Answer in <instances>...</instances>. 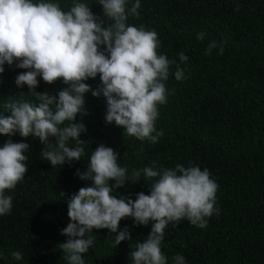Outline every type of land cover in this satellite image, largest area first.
Here are the masks:
<instances>
[{
    "label": "trees",
    "instance_id": "obj_1",
    "mask_svg": "<svg viewBox=\"0 0 264 264\" xmlns=\"http://www.w3.org/2000/svg\"><path fill=\"white\" fill-rule=\"evenodd\" d=\"M76 2L110 22L99 0ZM134 3L126 0L127 8ZM140 5L138 18L129 16L127 23L155 30L161 42L158 52L185 70V79L177 81L176 65L170 66L165 81L167 103L158 105L155 124L164 135L153 144L127 135L115 123L107 124V99L99 75L84 81L91 89L84 95L88 115L78 114L74 121L87 129L80 136L87 142L80 161L53 167L40 156L45 145L38 139L0 135V147L11 139L29 144L25 154L31 152L25 178L5 191L13 200L11 213L0 216V264H67L59 247L68 239L61 235L70 222L67 202L80 188L92 186L75 173L87 170L91 152L101 144L118 154V163L127 167L129 176L134 169L154 164L157 169L195 165L208 169L218 184L219 214L207 218L206 228L182 220L165 229L161 250L167 264H175L178 254L186 264H264V0H140ZM72 6L73 0H67L61 8L68 11ZM200 33L202 41L197 39ZM213 41L217 47L206 55ZM180 52L187 62H180ZM16 63L5 64L0 76L3 115L8 114L4 107L8 102L39 105L27 85L16 86V76L28 71ZM37 79L38 93L57 95L68 87L62 79L53 84ZM92 91L101 94L94 97ZM75 144L69 141V146ZM150 183L141 176L136 184L129 180L113 194L134 201L140 192L150 194ZM153 223L135 225L130 217L122 219L118 231L127 227L131 240L118 246L117 233L93 229L94 244L83 255L85 264H133L130 252L150 234ZM14 251L21 252L22 259L15 260Z\"/></svg>",
    "mask_w": 264,
    "mask_h": 264
},
{
    "label": "clouds",
    "instance_id": "obj_2",
    "mask_svg": "<svg viewBox=\"0 0 264 264\" xmlns=\"http://www.w3.org/2000/svg\"><path fill=\"white\" fill-rule=\"evenodd\" d=\"M35 1L0 0V76L5 64L18 62L16 67L28 71L16 76V86L27 85L29 93L39 101L38 106L30 102L6 103L8 114H0V135L19 133L23 138L38 139L45 145L40 156L53 167L80 161L87 143L80 136L87 129L82 122L74 121L78 114L88 115L84 95L91 89L84 81L99 75L107 99L106 123H115L127 135L155 144L164 135L155 124L158 105L167 103L165 81L170 66L176 65L177 81L185 79V70L158 52L161 42L155 30L127 23L129 16L138 18L140 0H135L130 9L126 0H99L108 23L76 0L68 11L61 8L67 0ZM197 39L202 41L204 33ZM216 47L215 41L209 43L205 54H211ZM188 59L184 52L179 53L181 63ZM37 77L48 84L62 79L68 87L57 95L38 93ZM100 94L92 91L94 97ZM66 121L69 123L64 126ZM69 141H75V146H69ZM28 150L29 144L11 139L0 147V216L11 213L13 198L5 191L14 189L25 178L26 163L31 157V152L25 154ZM118 158L112 148L101 144L91 152L87 170L75 173L80 180L91 181L92 186L80 188L67 202L70 222L61 235L68 239L59 245L67 264H85L83 255L94 244L93 229L117 233V246L131 240L127 227L118 231L120 221L129 217L135 225L154 222L150 234L130 252L133 264H167L161 243L169 224L175 226L187 220L204 229L207 218L219 214V186L208 169L180 164L174 169H157L154 164L134 169L129 176ZM141 176L151 182L150 194L140 192L134 201L113 194L129 180L136 184ZM110 181L114 182L111 186ZM2 255L0 252V258ZM11 255L15 260L22 259L19 251ZM174 261L186 264L179 254Z\"/></svg>",
    "mask_w": 264,
    "mask_h": 264
}]
</instances>
